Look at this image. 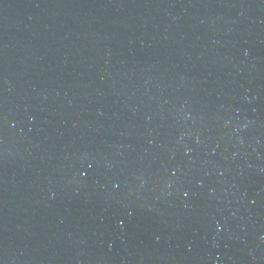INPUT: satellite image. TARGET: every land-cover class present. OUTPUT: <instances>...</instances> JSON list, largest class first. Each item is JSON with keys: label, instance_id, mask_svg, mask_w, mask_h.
I'll list each match as a JSON object with an SVG mask.
<instances>
[{"label": "water", "instance_id": "1", "mask_svg": "<svg viewBox=\"0 0 264 264\" xmlns=\"http://www.w3.org/2000/svg\"><path fill=\"white\" fill-rule=\"evenodd\" d=\"M0 264H264V0H0Z\"/></svg>", "mask_w": 264, "mask_h": 264}]
</instances>
